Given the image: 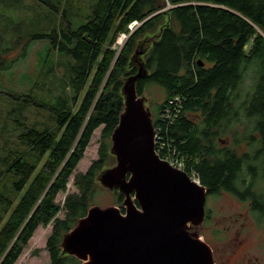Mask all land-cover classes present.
<instances>
[{
  "label": "trees",
  "instance_id": "obj_1",
  "mask_svg": "<svg viewBox=\"0 0 264 264\" xmlns=\"http://www.w3.org/2000/svg\"><path fill=\"white\" fill-rule=\"evenodd\" d=\"M33 1L58 19L51 0ZM72 15L22 37L24 48L47 41L45 77L56 64L65 76L41 88L39 97L11 93L22 107L48 114L50 123L36 127L12 113L16 140L0 151V264H16L36 231L49 225V264H80L63 255L60 244L93 206L96 178L112 156L111 137L124 109L122 87L138 72L130 66L138 48L146 52L149 73L138 82V94L148 84L166 93L151 109L165 144L163 150L156 145L161 158L183 159L184 171L212 193L245 185L242 170L251 186L264 183V0H94L84 23ZM134 23L140 26L132 31ZM161 26L158 38L144 39ZM122 35L124 45L115 48ZM169 109L171 121L164 118ZM100 128L99 159L76 173ZM72 178L76 192L62 205L57 198ZM115 193L121 207L124 196ZM258 203L264 205V194Z\"/></svg>",
  "mask_w": 264,
  "mask_h": 264
},
{
  "label": "water",
  "instance_id": "obj_2",
  "mask_svg": "<svg viewBox=\"0 0 264 264\" xmlns=\"http://www.w3.org/2000/svg\"><path fill=\"white\" fill-rule=\"evenodd\" d=\"M145 54L136 50L130 66L138 72L121 90L124 109L110 148L116 163L96 178V185L124 201L121 207L92 206L63 235L62 254L80 264H216L209 244L193 231L205 221L208 189L156 150L153 113L137 92L138 82L149 76Z\"/></svg>",
  "mask_w": 264,
  "mask_h": 264
},
{
  "label": "rangeland",
  "instance_id": "obj_3",
  "mask_svg": "<svg viewBox=\"0 0 264 264\" xmlns=\"http://www.w3.org/2000/svg\"><path fill=\"white\" fill-rule=\"evenodd\" d=\"M51 1L60 11V13L54 12L58 19L52 16L53 9L33 0H23L17 5L14 0H0V151L6 146L7 140H16L18 131L14 129L12 121L13 111L21 113L27 123L36 127L41 128L50 123L48 114L34 107H22L21 102L15 101L11 95L15 94L19 99H21L20 97L25 98V95L28 94L39 97L41 88L54 87L56 80L65 76V69L56 64L53 73L47 74L46 77L49 79H46L45 72L50 67L49 64L43 62L50 52L47 49V41L36 40L33 42V46L24 48L26 40L22 37L36 31L47 32L52 28L54 21V24H60L63 14L66 15L71 10L72 17L83 20L82 24L94 3V0ZM74 24L76 25V20ZM154 35L155 33L149 34L144 39H153ZM126 38L125 35L120 36L115 48L122 47ZM18 39L20 42L16 43ZM45 79L48 84L42 86ZM244 87L247 90L250 86L245 84ZM165 95L162 87L148 84L143 97L152 109L153 104L162 102ZM102 130L103 128H100L95 132L76 173L87 172L93 162L99 159ZM115 163L116 159L112 155L107 166L101 171L114 166ZM3 180L4 183H7L5 178ZM73 183L74 179L72 178L68 192L58 196V203L63 205L68 193L76 192ZM96 188L93 206L107 208L117 205L115 192H111L99 184ZM208 207L211 217L207 221L205 220L201 227L195 228L193 231L201 233L204 241L214 247L223 243L244 241V253L238 260L264 264V220L259 221L254 214L250 213L245 204L226 194L210 198ZM64 216V213L59 215L61 219ZM235 220L239 221L235 222ZM206 228L208 230L205 233ZM52 230L53 226L51 225L45 228L40 227L16 264H49L50 255L46 251V243Z\"/></svg>",
  "mask_w": 264,
  "mask_h": 264
},
{
  "label": "flooded vegetation",
  "instance_id": "obj_4",
  "mask_svg": "<svg viewBox=\"0 0 264 264\" xmlns=\"http://www.w3.org/2000/svg\"><path fill=\"white\" fill-rule=\"evenodd\" d=\"M245 150L246 149H243L241 151L245 152ZM246 175H247L246 171L244 172L242 170L240 176L241 177L244 176L245 179H239V182L245 180V185H242L240 183L239 189H236L234 191H229L222 188L218 192L212 193L210 189L207 188L208 189L207 200H206L207 206H205L206 221L211 217L210 210L208 209L209 199L216 198L219 196H224V194L236 198L239 201H241V203L245 204L247 206V209L250 211V213L254 214L259 221L264 220V205L260 203H258V205H255L256 198L259 196H263L264 194V190H262L264 189L263 181H259L257 185L251 186L249 180L246 178ZM236 221L238 222L239 220H235V222ZM207 230L208 228H206L205 233L207 232ZM244 244H245L244 241H240L238 243L235 242L223 243L217 245V247H214L211 244H210L211 246L210 245L209 246L212 249L213 258L216 264H253L248 261L238 260V258H240L244 253L243 250Z\"/></svg>",
  "mask_w": 264,
  "mask_h": 264
},
{
  "label": "built area",
  "instance_id": "obj_5",
  "mask_svg": "<svg viewBox=\"0 0 264 264\" xmlns=\"http://www.w3.org/2000/svg\"><path fill=\"white\" fill-rule=\"evenodd\" d=\"M136 26L138 27L139 24H138V23H134V24L130 27V28L132 29V31L135 30L134 27H136ZM125 37H126V36H125ZM164 118H165V120H169V121L172 120V118H173V114H172V112H171L170 109L167 110L166 114L164 115ZM156 145H157L158 147H160L161 150H163L164 147H165V144L162 143L161 137L158 136V135L156 136ZM164 160H167V161L170 162L174 167H176V168H178V169L184 171L185 163H184L183 159H181V158H169V159H164ZM192 177H193L194 179H197L196 175H193Z\"/></svg>",
  "mask_w": 264,
  "mask_h": 264
},
{
  "label": "clouds",
  "instance_id": "obj_6",
  "mask_svg": "<svg viewBox=\"0 0 264 264\" xmlns=\"http://www.w3.org/2000/svg\"><path fill=\"white\" fill-rule=\"evenodd\" d=\"M139 26H140V24H139ZM200 181V180H199Z\"/></svg>",
  "mask_w": 264,
  "mask_h": 264
}]
</instances>
